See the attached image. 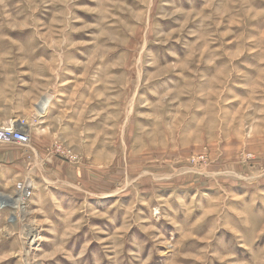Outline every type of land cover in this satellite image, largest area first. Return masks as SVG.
<instances>
[{"label":"rangeland","instance_id":"1","mask_svg":"<svg viewBox=\"0 0 264 264\" xmlns=\"http://www.w3.org/2000/svg\"><path fill=\"white\" fill-rule=\"evenodd\" d=\"M0 120V264H264V0H0Z\"/></svg>","mask_w":264,"mask_h":264},{"label":"built area","instance_id":"2","mask_svg":"<svg viewBox=\"0 0 264 264\" xmlns=\"http://www.w3.org/2000/svg\"><path fill=\"white\" fill-rule=\"evenodd\" d=\"M12 141L19 145H28L29 134L25 131L22 123L12 120L3 122L0 120V142ZM17 190L22 193L24 198L30 197L33 192V185L30 180L17 183Z\"/></svg>","mask_w":264,"mask_h":264},{"label":"bare ground","instance_id":"3","mask_svg":"<svg viewBox=\"0 0 264 264\" xmlns=\"http://www.w3.org/2000/svg\"><path fill=\"white\" fill-rule=\"evenodd\" d=\"M46 105H47V100H43V101L40 102V104H39V111H40V114L45 112L44 109L46 108ZM17 193H18V192H17ZM20 194H21V196L23 197L22 193H20ZM1 196H2V195H1ZM23 198H24V197H23ZM19 200H20L19 197H15L14 199H12L11 204H12V205H17L18 202H19ZM2 203H4V205H5V204H7L8 202L3 201ZM7 205H8V204H7ZM7 205H6V206H7ZM18 205H19V204H18ZM31 226H32V225H31ZM34 227H36V225H35ZM34 227H33V228H34ZM37 231H38V230H37ZM27 236H28V237H31V241L34 242V239H33V238H34V233H33V230H32V229H30L29 231H27V233H26V237H27ZM24 237H25V236H24ZM28 237H27V238H28ZM36 237H37V235H36ZM24 239H25V238H24ZM27 241H28V240H27Z\"/></svg>","mask_w":264,"mask_h":264}]
</instances>
